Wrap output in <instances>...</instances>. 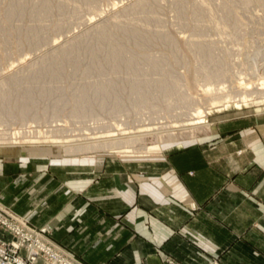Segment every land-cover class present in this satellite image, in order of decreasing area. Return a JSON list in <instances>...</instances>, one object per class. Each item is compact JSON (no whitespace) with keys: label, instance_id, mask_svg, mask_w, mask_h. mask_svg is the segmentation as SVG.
Wrapping results in <instances>:
<instances>
[{"label":"rangeland","instance_id":"rangeland-1","mask_svg":"<svg viewBox=\"0 0 264 264\" xmlns=\"http://www.w3.org/2000/svg\"><path fill=\"white\" fill-rule=\"evenodd\" d=\"M18 3L22 7L10 17ZM101 27L116 38L95 51ZM136 29L139 39L121 35ZM117 45L122 51H113ZM73 46L79 51H71ZM111 56L119 59L106 58ZM0 89L8 94L0 96L5 132L23 126L45 132L54 125L55 139L68 137L66 144L81 147L108 133L124 140L151 133L135 143L152 142L141 151L96 147L66 153L54 147L63 161H93L96 183L101 163L161 162L171 151L207 144L216 130L264 120V101L256 102L264 96V0H0ZM246 91L252 97L237 105L234 93ZM213 96L221 99L209 103ZM199 109L207 123L181 129ZM143 128L152 130L132 133ZM45 136L50 133L39 137L42 145L51 143ZM0 207L18 214L1 202ZM216 258L222 263L218 256L210 261Z\"/></svg>","mask_w":264,"mask_h":264},{"label":"crops","instance_id":"crops-1","mask_svg":"<svg viewBox=\"0 0 264 264\" xmlns=\"http://www.w3.org/2000/svg\"><path fill=\"white\" fill-rule=\"evenodd\" d=\"M250 120L161 162L96 165L97 183L56 146H0V202L82 264H264V120Z\"/></svg>","mask_w":264,"mask_h":264},{"label":"bare ground","instance_id":"bare-ground-1","mask_svg":"<svg viewBox=\"0 0 264 264\" xmlns=\"http://www.w3.org/2000/svg\"><path fill=\"white\" fill-rule=\"evenodd\" d=\"M241 2V1H240ZM23 4V3H22ZM15 7L14 8H12L10 11L11 12H9L10 13V17H12V16H14L15 14H16V12H18V10L22 7V5H20L19 3H18V5H14ZM114 6V5H113ZM44 7H46V6H44ZM104 11V10H103ZM109 11V10H108ZM102 12V11H101ZM15 13V14H14ZM123 37H124V39L126 40V41H132V40H136V39H139L140 37H141V33H140V31L138 30V29H136V30H133L132 32H130V33H127V34H121ZM125 36H127V37H125ZM114 38H116V34H114V33H111V32H109V30H107L106 29V27H101V28H99L98 29V31H97V39H96V43H95V45H94V50L95 51H97V50H100V49H102V48H104V46L106 45H110V41L111 40H113ZM106 43V44H105ZM74 45V44H73ZM76 45V44H75ZM118 46V47H117ZM116 47H114V49H113V51H122L121 50V46L120 45H117ZM120 46V47H119ZM82 47V46H81ZM90 48V47H89ZM92 49V48H91ZM71 51H79V49H78V47H74L73 46V48H72V50ZM198 51H199V49H198ZM96 58V57H95ZM107 59H111V60H114V59H119L118 58V56H111V57H106ZM68 59H71L70 57L68 58ZM210 59H211V61L212 60H214L215 58L214 57H210ZM205 66H206V64H205ZM205 68H207V66L205 67ZM164 81H166V80H164ZM164 83V82H163ZM245 84L246 83H244V86H245ZM239 86H241L242 85V83H240V84H238ZM250 86V85H249ZM247 87V86H246ZM4 90H2V89H0V96H1V98H5L8 94L6 93V92H3ZM3 93H5L4 95H3ZM32 92H30L29 93V95L31 94ZM165 94V93H164ZM28 95V94H27ZM29 95H28V97H29ZM32 95H33V93H32ZM81 96V99L80 100H84V97H85V95H80ZM24 97H25V95H24ZM220 96H213V97H211V99H209L208 101H209V103H214V102H218L220 99H221V97L219 98ZM233 97H239L240 98V102H237L236 104L238 105L239 103H246L247 101H248V99L247 98H251L252 96H251V92H249V91H246V92H244V93H234V96ZM27 98V97H26ZM5 100V99H4ZM24 100V99H23ZM256 102H260L261 100L262 101H264V96L262 97V98H256ZM18 102V101H17ZM20 102H21V104H20ZM25 102V101H24ZM22 100L21 101H19V104L20 105H22V107L24 108V106H26L25 108H27V105H24L23 106V103H24ZM84 102V101H83ZM8 103H9V101H8ZM27 103V102H26ZM25 103V104H26ZM15 104V103H14ZM18 104V103H17ZM18 107H20V106H18ZM17 107V108H18ZM202 108V107H201ZM19 110V109H18ZM23 111H25L24 109H23ZM20 112H21V108H20ZM20 114V113H19ZM24 114V113H23ZM21 115V114H20ZM31 117V116H30ZM190 121V122H189ZM207 123V113H206V111L205 110H202V109H199V110H197V113H196V115L193 117V118H191V119H189L188 120V122L187 123H185V124H182L181 126H182V128L181 129H188L187 127H189V126H192L191 128H197V127H199V126H201L200 124H206ZM31 124H33V123H31ZM22 126V125H21ZM21 126H19V128L21 127ZM26 126V125H25ZM34 126V125H33ZM186 126V127H185ZM24 127V126H23ZM23 127H21V131H18V129H17V131H14V132H10L9 130H10V128H8L9 130L7 131V132H5V131H3V129L2 130H0V131H2V132H0V146H25V145H42L41 144V142L38 140L39 139V137L40 136H42V135H46V134H49L50 133V136H45V138H47L48 140L49 139H52L50 142V144H46V145H50V146H58V147H62L63 149H64V151L67 153H70V152H76V151H81V150H88V149H92V150H94L96 147H98V149L101 147V148H107V149H109L110 151L111 150H114V149H123V148H127V147H133L136 151H141V150H145L149 145H152V142H151V144L149 143V144H145L143 147L141 146V147H136V146H134L135 145V143L137 142V141H143V139L144 138H146V136H149L148 134H151V133H148V134H136V135H131L129 138H127L126 140H124V138L122 137V138H117V137H115V133H108V134H106V135H104V136H101L100 137V140H95V141H91V142H88V143H85L84 145H82V147L80 146H73L72 144H66V143H68V137H67V141H64V140H58V139H55V137L57 136H55L54 135V131H57V130H55L54 129V125H53V128H52V130H50V131H47L46 129H44V130H46L45 132L42 130H33L32 132L30 131V130H26V129H24ZM59 127V126H58ZM61 127V126H60ZM118 127H119V125H118ZM184 127V128H183ZM48 128V127H47ZM1 129V128H0ZM5 129V128H4ZM30 129H32L31 127H30ZM50 129V128H49ZM58 129V128H57ZM119 129H120V131H121V128L119 127ZM142 129V128H141ZM153 129H155V128H153ZM60 130V129H59ZM62 130H63V127H62ZM122 130H123V128H122ZM150 130H152V128L150 129V128H148V129H144L143 128V130H135V131H137V132H132V133H140V132H146V131H150ZM27 131V132H26ZM35 131V132H34ZM169 131V130H168ZM9 132V133H8ZM34 132V133H33ZM54 132V133H53ZM131 132V131H130ZM33 133V135L32 136H30V134H32ZM63 133V132H62ZM62 133H60V134H62ZM124 133V132H123ZM129 133V132H128ZM156 133H158V132H156ZM166 133V132H165ZM56 134H57V132H56ZM59 134V133H58ZM85 134V133H84ZM84 134H82V136L84 135ZM130 134V133H129ZM155 134V133H154ZM88 135H90V134H88ZM103 135V134H102ZM169 135V133L168 134H166V136H168ZM64 136H65V134H64ZM82 136H80L81 138L80 139H82ZM91 136V135H90ZM151 136V135H150ZM153 137H155L154 135H152ZM172 136V135H171ZM60 137V136H59ZM66 137V136H65ZM170 137V136H169ZM87 137L85 136V138L84 139H86ZM99 138V137H98ZM102 138V139H101ZM74 139V138H73ZM72 139V140H73ZM77 139V138H76ZM76 139H74V141L76 140ZM88 139V138H87ZM160 139H162V137L160 136ZM160 139H157V140H155L153 143H159L161 140ZM71 140V141H72ZM83 140V139H82ZM77 141V140H76ZM48 143V142H47ZM83 143V142H82ZM144 143V142H143ZM74 144H76V143H74ZM129 144V145H128ZM100 150H102V149H100ZM105 150V149H104ZM108 151V150H107ZM90 152V151H89ZM73 154V153H72ZM17 217H19V218H22V217H20V216H18L17 215Z\"/></svg>","mask_w":264,"mask_h":264},{"label":"built area","instance_id":"built-area-1","mask_svg":"<svg viewBox=\"0 0 264 264\" xmlns=\"http://www.w3.org/2000/svg\"><path fill=\"white\" fill-rule=\"evenodd\" d=\"M0 227L8 234L0 237V264H29L41 259L47 264H82L67 250L50 240L47 227L36 228L12 211L0 207ZM24 251L25 255H20ZM165 264H182L167 257ZM208 264H222L217 258Z\"/></svg>","mask_w":264,"mask_h":264}]
</instances>
